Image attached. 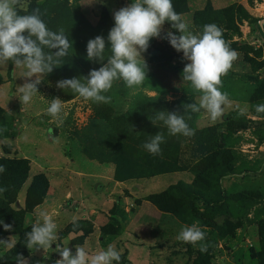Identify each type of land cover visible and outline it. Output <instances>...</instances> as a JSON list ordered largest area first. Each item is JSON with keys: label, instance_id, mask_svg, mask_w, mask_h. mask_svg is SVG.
Here are the masks:
<instances>
[{"label": "rangeland", "instance_id": "1", "mask_svg": "<svg viewBox=\"0 0 264 264\" xmlns=\"http://www.w3.org/2000/svg\"><path fill=\"white\" fill-rule=\"evenodd\" d=\"M131 2L20 0L21 14L40 8L48 28L63 30L72 48L60 68L41 78L43 98L28 105L18 99L23 69L11 62L0 67V159L30 158L13 200L0 197V221L12 225V231L0 225V239L19 237L15 247H0V264H15L22 250L28 264L59 259L56 245L45 254L23 246L41 206L58 225L57 247L95 252L112 245L121 253L119 264H264V113L254 107L264 104V41L257 25L264 32V0H172L192 32L215 23L238 53L222 77L221 90L232 103L216 122L183 111L199 94L181 77L182 53L164 39H152L143 54L147 81L136 89L115 81L106 93L109 104L56 87L101 66L86 59V44L98 35L106 39L113 12ZM55 97L64 101L62 124L46 112ZM161 110L184 115L194 136H169L161 121L152 124ZM158 131L165 142L162 155L153 156L142 145ZM88 196L95 205L87 212ZM67 198L76 201L68 206ZM197 220L207 252L176 239L183 225Z\"/></svg>", "mask_w": 264, "mask_h": 264}, {"label": "clouds", "instance_id": "2", "mask_svg": "<svg viewBox=\"0 0 264 264\" xmlns=\"http://www.w3.org/2000/svg\"><path fill=\"white\" fill-rule=\"evenodd\" d=\"M19 6L20 0H0V67H7L11 62L15 68L23 69L24 82L17 86L18 99L21 105H28L36 96L43 98L38 92L41 78L60 68L57 65L68 55L72 42L63 30L48 28L42 19L45 13L40 8H34L30 13L25 10V14H21ZM113 21L114 26L106 39L98 35L86 44V59L99 62L101 66L90 70L86 77L58 81V89L70 90L85 102L109 104L112 97L106 93L115 81H122L128 89H136L147 81L149 68L143 54L152 39H164L177 53H182V60L187 63L181 77L199 94L198 103L187 104L183 111L202 113L211 122L223 117L225 107L232 101L228 93L221 90L222 77L229 72L238 53L225 41L222 28L209 23L203 26L202 32H192L182 14L176 12L172 0H132L113 12ZM165 23L170 26L168 31L164 30ZM106 50L110 53L107 59L104 55ZM63 106L64 101L55 97L46 109L47 114L59 124L63 123ZM254 107L257 113H264V104ZM154 112L151 123L161 121L169 136H194V130L184 115L175 111ZM164 142V133L158 131L142 147L150 155H162ZM5 170L0 165V173ZM6 191V187H0V197ZM0 225L5 231H12L11 224L0 221ZM58 239L56 221L45 208L40 207L31 222L30 231L24 233V246L30 252L42 250L45 254L56 245L59 259L53 264H119L121 253L112 245L95 252L76 245L73 252L68 246L57 247ZM176 239L184 244L198 245L201 252H207L209 247L198 220L191 225H183ZM18 240L17 236L0 239V247L13 248ZM15 264H28V259L18 254Z\"/></svg>", "mask_w": 264, "mask_h": 264}, {"label": "trees", "instance_id": "3", "mask_svg": "<svg viewBox=\"0 0 264 264\" xmlns=\"http://www.w3.org/2000/svg\"><path fill=\"white\" fill-rule=\"evenodd\" d=\"M34 1V0H32ZM103 12V11H102ZM194 16L199 17V14H194ZM257 21V19L255 20ZM258 25V29L259 31L262 33V37H263V41H264V32L261 28V25ZM2 152L6 153L4 150H2ZM0 165H3L5 167V171L3 173H0V178H2V182L7 181L8 184H10L9 190L6 191L2 198L3 200H5V202H9L13 200V192H17L20 183L23 181V179L26 176V170L28 169V161L25 160V158H17V159H0ZM7 185V184H6ZM8 192H11V194H9ZM4 202L3 204L0 202V209L3 208ZM27 211L29 212V209L26 208ZM17 232H19V230H16ZM24 246V245H23ZM14 250H18L19 249L16 247ZM20 255H24V251L22 250L20 252Z\"/></svg>", "mask_w": 264, "mask_h": 264}, {"label": "crops", "instance_id": "4", "mask_svg": "<svg viewBox=\"0 0 264 264\" xmlns=\"http://www.w3.org/2000/svg\"><path fill=\"white\" fill-rule=\"evenodd\" d=\"M0 154H2L3 155V153H1L0 152ZM20 155H21V157H23V158H25L26 160H30V158L28 157V156H26L25 154H21V153H19ZM65 196V195H64ZM83 197H85V196H83ZM87 199H86V202H88V204L86 203V205H84V208H85V210L88 212V211H91L89 208H91V207H94V205L95 204H92V203H94V201H95V199H91V197L90 196H88V197H86ZM64 201L66 200V198L65 199H63ZM75 201H76V199H68L67 198V201H66V205H73L74 203H75ZM85 203V202H84ZM38 206V205H37ZM41 207H43V206H41ZM40 208V207H39ZM39 208L37 207V211L39 210ZM43 208H45V207H43ZM80 210V209H79ZM93 213V212H92Z\"/></svg>", "mask_w": 264, "mask_h": 264}]
</instances>
